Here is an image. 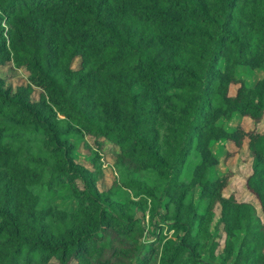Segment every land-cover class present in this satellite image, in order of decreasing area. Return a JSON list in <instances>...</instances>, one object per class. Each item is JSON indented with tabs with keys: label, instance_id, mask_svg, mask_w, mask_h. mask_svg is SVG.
Instances as JSON below:
<instances>
[{
	"label": "trees",
	"instance_id": "trees-1",
	"mask_svg": "<svg viewBox=\"0 0 264 264\" xmlns=\"http://www.w3.org/2000/svg\"><path fill=\"white\" fill-rule=\"evenodd\" d=\"M8 65L27 81L0 73V264H264V130L218 121L264 116V0H0ZM243 138L258 209L211 173Z\"/></svg>",
	"mask_w": 264,
	"mask_h": 264
},
{
	"label": "rangeland",
	"instance_id": "rangeland-1",
	"mask_svg": "<svg viewBox=\"0 0 264 264\" xmlns=\"http://www.w3.org/2000/svg\"><path fill=\"white\" fill-rule=\"evenodd\" d=\"M76 63L74 60L73 64ZM0 73L7 75V82L12 85H17L19 83H25L27 81V74L23 69L15 68L11 65L3 67L0 70ZM236 74L238 77L242 78L246 83L250 84L254 82L257 78H259L263 72L259 69H252L250 67L239 65L236 68ZM236 84H231L229 86V92L233 93ZM39 94V90H35L33 93V98H37ZM223 127L230 129L235 126L237 122L244 128L254 127L255 129L262 131L264 130V116L257 122L253 123L246 116H238V114H233L230 118H220L218 120ZM85 139L89 144H91V138L89 136H85ZM79 152L77 154V159L81 160L82 155L81 152H86V149L82 144L79 146ZM212 150L214 151L218 162L212 167L211 173L212 176L220 175L221 173L227 172L228 176L226 179V183L222 188V193L227 194L229 192H234L235 195L245 201H249L252 203L257 209L258 204L254 195L248 191L245 186L244 179L250 171L249 163H250V153L246 146V138H243L241 145L235 146L230 141L219 140L213 143ZM100 154V162L102 169V176L97 181L98 187H106L114 176V171L111 167L112 153L108 144H105L102 150H99ZM197 187L194 188V195L197 193ZM214 212L212 222L210 223V227H212L214 220L216 219V214L218 212V205H214ZM137 215L143 217V222L146 221V213H141L140 210H137ZM264 223V220H263ZM49 264H58L56 260L51 259ZM73 264V263H71Z\"/></svg>",
	"mask_w": 264,
	"mask_h": 264
}]
</instances>
